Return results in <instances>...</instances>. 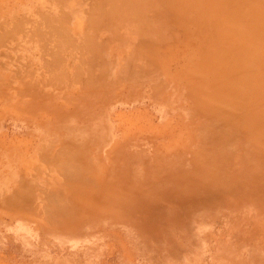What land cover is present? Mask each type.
<instances>
[{"label":"rangeland","instance_id":"rangeland-1","mask_svg":"<svg viewBox=\"0 0 264 264\" xmlns=\"http://www.w3.org/2000/svg\"><path fill=\"white\" fill-rule=\"evenodd\" d=\"M0 264H264V0H0Z\"/></svg>","mask_w":264,"mask_h":264}]
</instances>
